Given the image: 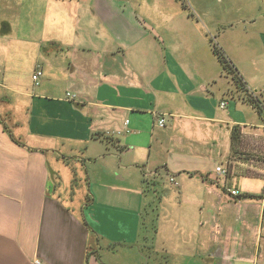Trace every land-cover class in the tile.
Returning <instances> with one entry per match:
<instances>
[{
  "label": "crops",
  "instance_id": "1",
  "mask_svg": "<svg viewBox=\"0 0 264 264\" xmlns=\"http://www.w3.org/2000/svg\"><path fill=\"white\" fill-rule=\"evenodd\" d=\"M233 2L0 0V264H264V116L215 53L264 106V16Z\"/></svg>",
  "mask_w": 264,
  "mask_h": 264
},
{
  "label": "trees",
  "instance_id": "2",
  "mask_svg": "<svg viewBox=\"0 0 264 264\" xmlns=\"http://www.w3.org/2000/svg\"><path fill=\"white\" fill-rule=\"evenodd\" d=\"M215 53L218 56V58L220 60V63L222 64L223 70L226 73L232 75V78H233L234 82L238 86H240V87H242L244 89L245 99L257 110V112L261 116H264V106L262 104V101L246 88L242 77L238 74V71H237L236 67L230 61V59L227 57V55L224 53V51L222 49L218 48V47H215ZM234 137H237V134L235 132H234ZM145 183L147 184L148 188L151 185L154 186V187L156 185L155 182H147V181H145Z\"/></svg>",
  "mask_w": 264,
  "mask_h": 264
},
{
  "label": "rangeland",
  "instance_id": "3",
  "mask_svg": "<svg viewBox=\"0 0 264 264\" xmlns=\"http://www.w3.org/2000/svg\"><path fill=\"white\" fill-rule=\"evenodd\" d=\"M189 3V0H184ZM239 0H234V4H238ZM243 12L246 14H256L264 16V0H241ZM245 15V14H244Z\"/></svg>",
  "mask_w": 264,
  "mask_h": 264
},
{
  "label": "built area",
  "instance_id": "4",
  "mask_svg": "<svg viewBox=\"0 0 264 264\" xmlns=\"http://www.w3.org/2000/svg\"><path fill=\"white\" fill-rule=\"evenodd\" d=\"M42 76H43V71L42 70L39 69V70H36L34 72V74L32 75V80H33V83H34L35 86H39L40 85V80H41ZM68 97L73 99L72 96H68ZM224 106H225V104H222V107H224ZM159 126L160 127H164L165 126V120L164 119L160 120ZM217 172L220 173V174H223V175H226V173H227V171L224 170L221 166H219L217 168ZM170 181H171V183H176L175 179L173 177H171ZM229 191L231 192V194L233 196H238V193L236 191H232V190H229ZM35 264H41V262L39 260H36Z\"/></svg>",
  "mask_w": 264,
  "mask_h": 264
},
{
  "label": "water",
  "instance_id": "5",
  "mask_svg": "<svg viewBox=\"0 0 264 264\" xmlns=\"http://www.w3.org/2000/svg\"><path fill=\"white\" fill-rule=\"evenodd\" d=\"M151 30L154 32V30L151 28Z\"/></svg>",
  "mask_w": 264,
  "mask_h": 264
}]
</instances>
